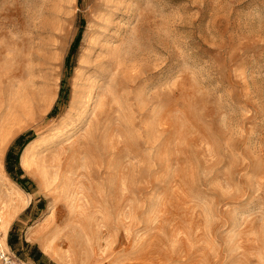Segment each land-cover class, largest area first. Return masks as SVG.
I'll list each match as a JSON object with an SVG mask.
<instances>
[{
	"label": "rangeland",
	"instance_id": "374dc122",
	"mask_svg": "<svg viewBox=\"0 0 264 264\" xmlns=\"http://www.w3.org/2000/svg\"><path fill=\"white\" fill-rule=\"evenodd\" d=\"M0 254L264 264V0H0Z\"/></svg>",
	"mask_w": 264,
	"mask_h": 264
},
{
	"label": "trees",
	"instance_id": "16d2710c",
	"mask_svg": "<svg viewBox=\"0 0 264 264\" xmlns=\"http://www.w3.org/2000/svg\"><path fill=\"white\" fill-rule=\"evenodd\" d=\"M82 23V22H81ZM80 35H81V30L77 33L71 47L69 50V55L66 58V65L68 63V60L71 56V54L74 52V50L76 49V46L80 40ZM53 114V110L52 112L49 114L52 115ZM25 135L20 136L16 142L14 143V146H19L18 152L15 154L14 153V147L12 149H10V151H8L7 155H6V171L7 173L10 175V177L20 186L23 185V183L25 182V179H20V176L22 175V170L19 166V157H20V153L23 150V148L33 139L32 135H29V137L27 139H25ZM25 139V140H24ZM8 245L10 248H13V240L11 239V235L8 239ZM27 246V244H25ZM30 258L32 259L33 262H38L39 259L41 258V253L38 252H33L30 255Z\"/></svg>",
	"mask_w": 264,
	"mask_h": 264
},
{
	"label": "built area",
	"instance_id": "2783aa9c",
	"mask_svg": "<svg viewBox=\"0 0 264 264\" xmlns=\"http://www.w3.org/2000/svg\"><path fill=\"white\" fill-rule=\"evenodd\" d=\"M0 262L1 264H25L19 260H15L5 254H0Z\"/></svg>",
	"mask_w": 264,
	"mask_h": 264
},
{
	"label": "bare ground",
	"instance_id": "6f19581e",
	"mask_svg": "<svg viewBox=\"0 0 264 264\" xmlns=\"http://www.w3.org/2000/svg\"><path fill=\"white\" fill-rule=\"evenodd\" d=\"M114 58H116V57H114ZM115 60V59H114ZM116 60H118V61H120L119 59H116ZM111 61H112V58H111ZM115 63V62H114ZM117 63H119V62H117ZM121 64H122V62H121ZM121 64H119V65H121ZM118 65V64H117ZM120 70H121V68H120ZM119 73V72H118ZM113 77V76H112ZM118 80V79H117ZM120 80V79H119ZM116 82V81H115ZM120 82V81H119ZM117 84H118V82H116ZM115 83V84H116ZM120 84V83H119ZM120 86V85H119ZM117 88V87H116ZM119 88V87H118ZM5 226V225H4Z\"/></svg>",
	"mask_w": 264,
	"mask_h": 264
}]
</instances>
